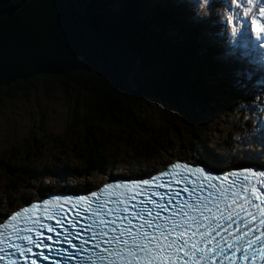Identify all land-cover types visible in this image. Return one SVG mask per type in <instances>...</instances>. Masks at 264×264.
I'll return each instance as SVG.
<instances>
[{
	"label": "snow or ice",
	"instance_id": "1",
	"mask_svg": "<svg viewBox=\"0 0 264 264\" xmlns=\"http://www.w3.org/2000/svg\"><path fill=\"white\" fill-rule=\"evenodd\" d=\"M198 7L197 24L215 19L211 0ZM222 7L229 42L242 41L251 63L264 61V0ZM240 98L249 101L241 111L264 109V89ZM261 149L219 174L212 159L178 160L147 179L29 202L0 218V264H264Z\"/></svg>",
	"mask_w": 264,
	"mask_h": 264
},
{
	"label": "trees",
	"instance_id": "2",
	"mask_svg": "<svg viewBox=\"0 0 264 264\" xmlns=\"http://www.w3.org/2000/svg\"><path fill=\"white\" fill-rule=\"evenodd\" d=\"M24 1L0 0V6L15 8ZM211 2L214 3V0ZM170 4L169 0H160L157 4L154 0H77L78 8L86 13L94 31L112 35L138 56V68L131 79L130 90L125 91L91 73L78 71L61 77L38 75L0 89L7 98L19 92L27 99L32 91H38L40 87L44 94L59 88L64 99L72 105V120L63 133L68 146L62 154L71 156L76 166L65 163L56 171L51 164L36 171L32 166L26 170L5 166L10 174L19 173V186L38 176L55 173L76 179L87 169L98 170L110 162H121L118 159L119 149L123 150L125 158L130 156L134 160L152 159L153 154H160L166 145L152 137L144 140L136 137L140 139L136 149L132 142L121 147L110 137H102L103 124L127 126L135 120L136 110L147 99H157L194 116L216 113H238L241 116L251 112L248 108L240 110V105L249 101L238 98L249 96L251 90L263 89L262 85L253 84L254 78L244 80L235 74L237 63L232 61L231 56L221 54L216 43L212 44L206 38L203 43L200 41L198 27L195 28L191 20L196 16L192 5L180 0H173L174 6ZM205 25L209 26V23ZM249 75L260 76L255 71ZM242 123L250 128L254 126L248 119ZM191 135L196 142L202 141L200 133ZM257 140L256 135H251L244 138L239 146L252 148ZM202 146L207 159L221 163L211 151L205 150L204 141ZM30 156L35 157L34 153L24 151L21 160L26 162ZM78 166L83 168L80 170Z\"/></svg>",
	"mask_w": 264,
	"mask_h": 264
},
{
	"label": "rangeland",
	"instance_id": "3",
	"mask_svg": "<svg viewBox=\"0 0 264 264\" xmlns=\"http://www.w3.org/2000/svg\"><path fill=\"white\" fill-rule=\"evenodd\" d=\"M154 1L157 3L160 0ZM169 1H171L170 6H174L173 0ZM180 1L192 5L194 15L202 11L198 7L199 0ZM214 2L217 8L211 13L215 21L214 28L211 27L213 25H209L210 35L217 33L219 34V36L216 35L217 40H225L229 43V37L223 29L225 9L222 5L225 0H214ZM175 5H177L176 2ZM193 17L194 19L191 20L196 21V16ZM221 23L222 26H220ZM205 24L202 23L198 28L199 39L202 43L207 36L205 31H208ZM210 39L216 40L214 36ZM217 43L219 44L218 41ZM231 46H236V42H231ZM202 51L201 48L200 52ZM226 51L229 56L234 54L231 49ZM244 59L250 61L249 58ZM261 62L264 69V61ZM258 63L257 61L254 65ZM236 74L242 76L244 80L254 78L252 79L253 84L262 85L264 89L263 76L256 78L245 72ZM226 79L229 80V78ZM260 90H251L249 96L259 93ZM20 94L18 92L14 97L7 98L0 92V218L29 200L40 199L41 195L48 191L61 188H67L70 191H86L96 188L110 175L128 178L141 177L162 169L164 165L173 160L195 162L199 159L204 161L207 158L204 155L202 141L205 142V150L211 151L212 155L221 161V163L214 162L216 168L221 169L234 167L241 163L247 164L250 160L254 162L255 158L251 154H258L262 150L261 145H264V109L255 114L249 112L241 116L238 113L194 116L186 110L179 111L157 99H147L136 110L135 120H131L127 126L103 124L102 137H110L115 143L119 142L121 147H126L132 142L135 149L137 141H140L138 138L144 140L152 137L160 141L163 146L166 145L160 154H153L152 159L134 160L130 159V156L125 158L123 150L119 149L118 159L122 160L121 162H110L105 168L98 170L87 169L76 179L62 177L55 173L51 176H38L25 181L26 185L19 186V178H21L19 173L15 171L9 175L6 172L8 167L14 170L19 168L26 170L32 166L36 171L42 170L43 166L48 164L55 166L54 170L59 169L65 163L76 166L71 156L62 154L68 146V140L64 139L63 133L72 120V105L64 99L62 91L56 88L44 94L40 87L38 91H32L27 99ZM246 119L252 121L254 125L252 128L242 123ZM191 133H200L202 141L196 142ZM251 135H256L258 138L255 146L241 148L239 143ZM40 143L41 147H39ZM24 151L34 153L35 157L30 156L26 162L22 161ZM78 168L81 170L83 167L78 166Z\"/></svg>",
	"mask_w": 264,
	"mask_h": 264
},
{
	"label": "water",
	"instance_id": "4",
	"mask_svg": "<svg viewBox=\"0 0 264 264\" xmlns=\"http://www.w3.org/2000/svg\"><path fill=\"white\" fill-rule=\"evenodd\" d=\"M138 63V56L112 35L91 28L77 0L0 6V89L38 75L78 71L128 91Z\"/></svg>",
	"mask_w": 264,
	"mask_h": 264
},
{
	"label": "bare ground",
	"instance_id": "5",
	"mask_svg": "<svg viewBox=\"0 0 264 264\" xmlns=\"http://www.w3.org/2000/svg\"><path fill=\"white\" fill-rule=\"evenodd\" d=\"M155 2V1H154ZM158 3V2H157ZM156 3V4H157ZM212 17H214L213 15H211ZM214 19H209L208 20V22L207 23H212V25H213V28H214ZM193 23H194V27L195 28H199V27H201V24H197L196 23V21H192ZM220 26H222V23L220 24ZM217 27V26H216ZM197 28V29H198ZM214 31H215V29H214ZM207 33V32H206ZM205 33V34H206ZM215 35V37L217 38V36H219V34H214ZM217 35V36H216ZM219 38H221V37H219ZM221 40V39H220ZM221 42H223V43H226V41L225 40H222ZM215 44V43H214ZM241 47H242V49H241V51H239L238 49L236 50V53H238L239 55H240V57H241V52H243V51H245L244 49H246V47L244 46V44L242 43L241 45H240ZM246 52H247V49H246ZM243 56V55H242ZM249 59H250V57H248ZM231 59H232V61H234V62H236L237 63V66H235L236 67V69L234 70L235 71V74L237 73V72H239V73H247V74H250V73H252L253 71H255L256 73L257 72H260L261 70L259 69V68H256V67H251V66H247V65H244V64H246V61L245 60H242V61H237V59H236V57L235 56H231ZM112 176L110 175L109 176V178H111ZM108 178V179H109Z\"/></svg>",
	"mask_w": 264,
	"mask_h": 264
}]
</instances>
